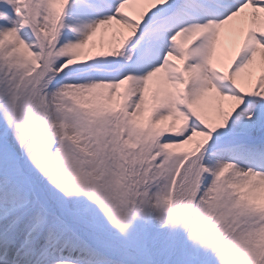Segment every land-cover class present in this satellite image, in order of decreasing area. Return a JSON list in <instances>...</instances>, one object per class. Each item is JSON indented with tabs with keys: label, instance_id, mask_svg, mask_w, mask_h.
<instances>
[{
	"label": "snow or ice",
	"instance_id": "snow-or-ice-1",
	"mask_svg": "<svg viewBox=\"0 0 264 264\" xmlns=\"http://www.w3.org/2000/svg\"><path fill=\"white\" fill-rule=\"evenodd\" d=\"M0 264H264V0H0Z\"/></svg>",
	"mask_w": 264,
	"mask_h": 264
}]
</instances>
